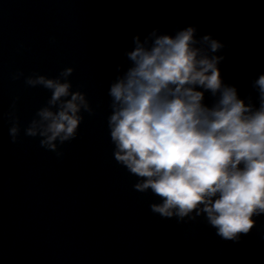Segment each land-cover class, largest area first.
Returning a JSON list of instances; mask_svg holds the SVG:
<instances>
[{"label": "clouds", "instance_id": "9594fccd", "mask_svg": "<svg viewBox=\"0 0 264 264\" xmlns=\"http://www.w3.org/2000/svg\"><path fill=\"white\" fill-rule=\"evenodd\" d=\"M197 31L189 24L174 33L154 27L143 40L133 34L124 53L130 66L107 88V130L114 160L136 177L134 190L159 198L153 213L204 214L218 236L235 242L264 214V72L252 81L257 106L225 81V57L216 54L223 42ZM73 71L26 79L51 90V98L25 135H39L41 147L52 151L77 137L82 109L92 114L86 94L67 79ZM18 132L15 124L9 129L13 142Z\"/></svg>", "mask_w": 264, "mask_h": 264}]
</instances>
